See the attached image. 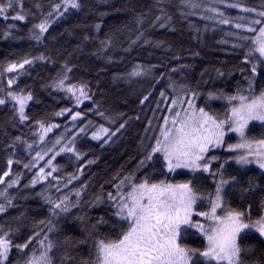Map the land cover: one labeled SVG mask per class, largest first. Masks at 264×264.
<instances>
[{
	"label": "snow or ice",
	"instance_id": "1",
	"mask_svg": "<svg viewBox=\"0 0 264 264\" xmlns=\"http://www.w3.org/2000/svg\"><path fill=\"white\" fill-rule=\"evenodd\" d=\"M213 2L216 6L204 0H181V4L188 7L191 14H197L196 10L202 9L200 14L204 20L233 29L226 35L232 41L233 49L242 53V63L250 66V75L244 77L248 87L246 90L238 88L235 94L225 93L223 89L209 91L205 96L206 106H198L196 99L201 93L196 88L189 84H177L169 78L168 88L174 95L168 97L163 90L160 92L156 108L152 109L153 117L148 118V126L153 135L148 137L147 144L141 140L145 155L138 162L136 169L123 175L118 172L113 177V191L107 192L106 197L96 195L94 199L86 202L90 205L106 202L108 205L105 209L107 218L100 215L94 223L84 229L87 235L82 242L91 240L94 247L91 264H264V258L247 259L256 249L255 244L248 243L249 239L258 234L261 243H264V199H261L255 215L253 204L249 202V197L257 188L264 191V184L258 183L256 177L248 175L252 171L249 166L255 165L261 170L264 178V133L260 138L249 135L250 125L254 122H259L260 127L264 128V87H261L259 92L254 87L258 69L260 74H264V0L259 9L247 6L242 0L234 3H226V0ZM157 3L162 4L163 0H157ZM36 7L39 8L40 5L37 4ZM83 7L81 0H59L58 3H52L50 11L42 13L39 22L28 28L27 38L36 44L43 43L48 38L46 33L54 21L64 18L70 11L82 10ZM225 9L239 10L243 15L230 16L226 14ZM9 13H12L11 17ZM29 15L34 16L25 10L23 0H0V18L13 21L3 31V38L24 39L15 35L19 31L16 22L27 20ZM181 15L185 13L181 12ZM171 19L161 7L159 15H156L149 27L158 22L160 27H164ZM146 21L145 15L136 14L137 34L134 40H130L126 52L141 39L145 44L150 42L145 38L143 29ZM94 27L99 30L101 25L97 23ZM84 38L89 39L87 35ZM100 43L104 48H108L113 44V40L108 37ZM163 44L164 41H156L157 47ZM108 59L111 60V57ZM37 61H49V57L44 53L34 56L25 53L23 58L8 62L0 69V75L9 76L7 87L0 88V105L11 104L13 118L18 119L21 124L30 122L26 108L29 102L33 101L34 95L30 86L20 88L18 80L27 75L28 68ZM155 67L136 63L132 65L131 71L117 76L127 79L142 77L148 75ZM245 70L239 69L241 73ZM71 71L65 63L63 70L58 71L49 84L42 87L63 91L74 100L75 106H79L92 97L86 83L71 82ZM215 72L218 76L223 75L219 68H216ZM198 84L199 82L197 86ZM14 86L18 90H14ZM150 95L151 93L144 96L140 103L147 102ZM169 99L171 103L167 104V114L157 117L160 102L167 103ZM214 100L224 101L227 107L222 112L212 109L211 102ZM96 112L101 117L105 115L98 110V106ZM65 113H68L72 121L71 135H68L69 129L65 125L64 133L56 136L55 140L48 141L46 137L53 129L58 130L60 125L35 120L31 123L36 125L35 134L38 140L29 142L23 136H16L11 144L5 146L11 153L7 158V170L0 173V184H6V187L0 190V197L4 199V203H0V213L6 214L7 209L12 207V197L9 196L8 190L21 182L22 173H12L14 163H23L13 159L18 144H22L31 157L27 163H23V168L29 171L36 169L41 161L50 156L43 166H39L29 182L32 186L42 181L48 182V189L42 190L38 195L47 203L49 214L59 219L80 206L81 193L87 187V181L80 188L72 189L75 201L70 198L71 193L60 195L58 198L51 195L50 189L54 188L59 193L61 187L67 189L73 181L80 179L79 174L66 173L65 182V177L59 175V172L63 171L62 166L54 161L61 153L68 154L69 159L75 157L77 161L81 160L86 154L77 149L80 136L87 135L89 129H94L91 131V139L107 144L125 127L126 122L120 124L113 132L104 124L97 126L91 120L77 126L84 115L81 111L62 108L54 115L64 116ZM106 119L112 124L116 123L111 117ZM153 119L157 121L154 127ZM149 127L145 128V132H148ZM229 134H235V143L227 142ZM225 145L226 151L233 154L227 155L223 160L220 156L212 154L214 150L225 148ZM35 148L39 150L32 155ZM86 162L91 164L95 161ZM147 162H153L152 173L138 176L137 173ZM233 163L235 168L232 167ZM157 164L158 168L155 167ZM83 167L84 164H80L81 170ZM178 169L188 170V178L169 179ZM204 174L211 177L214 188L204 187L207 178ZM22 217L23 213L13 219L20 221ZM75 219L81 223L86 221L83 215H78ZM43 224L44 220L36 222L32 234L27 236V239L22 243H14L13 236L19 233L20 228H13L9 222H0V264H8L9 253L13 248L21 254L27 252L23 264H55L52 253L57 245L50 239L49 233L54 231L56 225L49 219L47 232H44L39 227ZM101 226H105L107 231L99 236L97 233ZM196 241H199V244H196ZM261 255L264 256V248H261ZM66 258L71 260V257ZM83 264H88V261Z\"/></svg>",
	"mask_w": 264,
	"mask_h": 264
},
{
	"label": "trees",
	"instance_id": "2",
	"mask_svg": "<svg viewBox=\"0 0 264 264\" xmlns=\"http://www.w3.org/2000/svg\"><path fill=\"white\" fill-rule=\"evenodd\" d=\"M204 2L216 6L213 0H204ZM234 2L237 0H226V3ZM242 2L249 7L259 9L262 0H242ZM23 3L25 10L34 14V16L29 15L25 21L16 22L19 31L15 35L24 39L3 38V31L13 21L0 18V69L8 62L23 58L25 53L33 56L44 53L49 57V61H37L28 68V74L18 80L20 88L28 85L34 95L33 101H30L26 108L27 115L31 118L30 122L21 124L18 119L13 118L10 104L0 105V173L7 170V158L11 150L6 149L5 146L11 144L14 137L23 136L29 142L35 140L36 125L31 121L43 120L46 123L60 125L58 130L54 129L46 137L48 141L55 140L56 136L64 133L65 125L69 129L68 135L72 134V121L68 114L54 115L62 108L84 113L77 126L91 120L97 126L104 124L115 132L120 124L126 123L125 127L107 144L91 139V131L94 129H89L87 135L80 136L77 140V149L86 154L81 160L77 161L75 157L69 159L68 154L64 153L56 158L54 163L62 166L63 171L59 172V175L65 177V180L66 173L80 175V179L73 182L74 188H80L87 181V187L81 193L80 206L59 219L49 214L47 203L38 195L43 190L42 186L29 184L34 169L32 171L24 169L23 163H27L31 157L23 145L18 144L13 159L21 160L23 163L19 165L14 163L12 173H22L21 182L8 190L9 196L12 197V207L7 209L6 214L0 213V222H9L13 228L19 227L20 231L13 236V241L22 243L32 234L34 225L40 220H44L45 224L39 227L47 232V221L50 219L56 225L54 231L49 233L50 239L57 245L52 253L55 264H83L84 261L91 264L94 247L91 240L87 243L82 242L87 235L84 229H87L90 223H94L100 215H105L107 218L105 209L108 205L106 202L100 205H90L86 202L94 199L96 195L106 197L107 192L113 191L112 183L115 182L113 177L118 172L123 175L136 169L138 162L145 155L141 148V140L143 139L147 144L148 137L153 135L148 126V118L153 117L152 109L156 108L160 92L163 90L168 97L174 95L168 88L169 78L177 84H189L196 88L201 93L196 99L197 105L206 106L205 96L209 91L223 89L225 93L235 94L238 88L246 90L248 85L244 77L250 75L248 71L250 66L242 63V53L238 49H233L232 41L226 35L227 30L233 29L204 20L200 14L203 12L202 9L196 10L197 14H191L189 8L181 4V0H163L162 4H158L157 0H81L83 9L70 11L64 18L54 21L49 32L46 33L48 38L41 44L29 40L27 30L32 24L38 23L41 14L49 12L50 5L58 3V0H23ZM37 4L40 5L39 8L36 7ZM161 7L172 17L171 21L164 27H160V22L149 27L156 15H159ZM181 12L185 15L182 16ZM137 13L147 17L143 29L145 38L150 42L145 44L141 39L126 52L130 40H134L137 34L135 23ZM11 15L12 13H9V17ZM97 23L101 25L99 30L94 27ZM85 35L89 39L85 40ZM108 37L112 38L113 44L104 48L100 42ZM158 40L164 41L160 47L156 46ZM108 57H111V60ZM65 63L72 69L69 72L71 82L86 83L92 97L79 107H74L72 100L62 91L42 87L48 85L58 71L63 70ZM136 63L145 67L149 65L156 67L142 77L127 79L117 76L131 71L132 65ZM183 65L188 67H181ZM216 68L221 69L222 76L217 75ZM240 68H245V72L241 73ZM172 69L176 70L172 71ZM197 82H199L198 86ZM6 87L5 80L0 76V88ZM254 87L256 90L264 87V74H260L259 69ZM14 90L18 89L14 86ZM149 93H151L150 99L141 104V99ZM170 101L169 99L167 103L160 102V111L156 112L157 117L165 115ZM96 106L105 114L104 117L97 115ZM225 107L227 105L222 100L211 102V108L214 110L222 112ZM121 113L123 115H120ZM106 117H111L116 123L112 124ZM156 123L157 121L153 119L152 127ZM146 127H149L148 132H145ZM250 129L249 135L256 138H260L264 133V128L260 125L252 124ZM36 150L39 149L35 148L32 155H35ZM212 154L220 156L223 160L233 153L222 148L214 150ZM89 160L95 162L89 164L86 162ZM82 163L84 167L81 170ZM153 167V162H147L137 175L152 173ZM155 167L158 168L159 165ZM232 167L235 168L236 165L233 163ZM249 167L252 171L248 175L256 177L258 183L264 184L261 171L256 167ZM187 172L186 169H178L169 176V179L173 177L175 180L187 179ZM204 175L207 177V174ZM4 187L6 184H0V190ZM204 187L214 188L211 177L206 178ZM52 196L56 198V195ZM70 198L73 201L76 199L73 194ZM261 199H264V191L257 188L249 197V202L253 204V215L256 214ZM0 203H4L2 197ZM21 213H23L21 220L15 221L13 218L20 216ZM78 215L85 216L86 221L81 223L75 219ZM106 231L107 228L101 226L97 235L102 236ZM195 243L199 244V241ZM248 243L255 244L256 249L247 259L264 258L261 255L264 243H261L258 234L249 239ZM26 255L27 252L21 254L13 248L9 253L8 264H23ZM66 257H71V260Z\"/></svg>",
	"mask_w": 264,
	"mask_h": 264
},
{
	"label": "rangeland",
	"instance_id": "3",
	"mask_svg": "<svg viewBox=\"0 0 264 264\" xmlns=\"http://www.w3.org/2000/svg\"><path fill=\"white\" fill-rule=\"evenodd\" d=\"M58 2H59V0H58ZM225 11H226V14H228V15H230V16H237V15H243V13H241L239 10H237V11H235V12H233L232 10H230V9H225ZM228 31H231V30H227V32ZM4 80H5V83H6V86H7V79L9 78V76H8V74H3V75H0ZM58 90V89H57ZM61 91V90H60ZM257 92H259V90H256ZM63 92V91H62ZM64 93V92H63ZM64 95L65 96H67L68 98H70V96L69 95H67L66 93H64ZM71 99V98H70ZM72 100V105L74 106V107H79V106H81L82 104H84V103H86V102H88L89 100H85L81 105H79V106H75V102H74V100L73 99H71ZM171 103V101L168 103V104H170ZM11 105V104H10ZM65 114H68V113H65ZM167 114V108H166V111H165V115ZM254 124L255 125H259V122H254ZM54 130V129H53ZM50 134V133H49ZM35 136H36V134H35ZM230 136H232V139H230ZM227 139V142L229 143V141L231 142V143H235L236 142V139H237V137L235 136V134H229V137H227L226 138ZM35 140H38V137L36 136V138H35ZM224 149H226V145H225V148ZM48 158H50V156L49 157H46V159H45V161H41L40 162V165L39 166H43V164L46 162V160L48 159ZM39 166L36 168V169H34L32 172V174L33 175H35L36 174V171H38V168H39ZM251 166H253V167H256L255 165H251ZM257 168V167H256ZM261 171V170H260ZM32 175V176H33ZM65 182H66V180H65ZM74 182V181H73ZM73 182H72V184H70V185H68V188L67 189H65V188H63V187H61V191L59 192V193H57L56 191H55V189L53 188V189H50V191H51V194L53 195H56V198H58L60 195H64V194H68V193H71V194H73V195H75V193L74 192H72V189L74 188L73 187ZM54 183V182H53ZM75 185H77V183H74ZM42 186V188L41 189H43V190H45V189H48V182L47 181H42V182H40L39 184H37V185H35V186ZM32 186V185H31Z\"/></svg>",
	"mask_w": 264,
	"mask_h": 264
}]
</instances>
